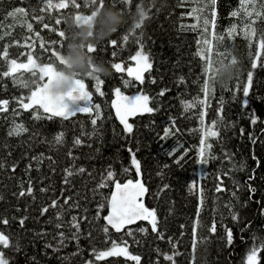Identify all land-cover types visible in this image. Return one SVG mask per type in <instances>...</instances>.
<instances>
[{
    "label": "trees",
    "instance_id": "obj_1",
    "mask_svg": "<svg viewBox=\"0 0 264 264\" xmlns=\"http://www.w3.org/2000/svg\"><path fill=\"white\" fill-rule=\"evenodd\" d=\"M66 2V6L57 9L54 5L59 0H0V100L9 102L7 111H0V161L5 163V168L0 169V219L8 220L7 225L0 224V232L11 238L12 246L3 249L11 264H135L123 256L95 259L93 249L97 252L105 250L113 240L126 241L129 253L141 257L140 264H173V261L174 264H244L254 243L253 237L257 238V245L259 238H264V215H261L264 211V123H261L264 121V70L259 66L252 70L254 79L249 96L245 98L242 94V84L247 71L251 70L255 54L254 42L264 36V0H244L242 4L241 0H216L214 19L209 0ZM49 3L53 7L49 8ZM17 7L25 8L26 15H7ZM193 9L202 11L194 12ZM234 11L236 16L231 15ZM204 19L209 20L206 29ZM59 31L63 33L62 37L57 35ZM124 34L128 35V42L122 44L120 38ZM137 38L143 43L142 50L149 54L153 67L150 73H145L143 85L122 88V91L125 95H133L142 88L153 98L150 106L158 110L130 121L133 132L126 135L111 113L110 101L111 88L120 85L121 75L127 77L115 73L111 63L122 61L125 67L130 65L129 57L138 49ZM111 39L117 40L116 46L108 45ZM205 40L208 41L206 50ZM90 46L96 47L97 51L90 53ZM53 51H56L54 56ZM201 53L205 57L203 60ZM9 61L15 63L9 64ZM262 61L264 54L258 65ZM22 64H32L34 68L11 73L13 66ZM4 72L8 76H3ZM149 76L155 79L154 84L148 82ZM53 77L68 79L77 86L78 82L86 84L92 103L99 104L102 110L103 124L98 121L96 131H93L88 115H73L67 120L62 117L45 119L47 114L38 106L28 111L20 108L18 101L24 98L27 102V96L33 91L41 90L45 94ZM97 78L105 82L102 97L95 92L93 80ZM206 80L209 91L205 97L201 89ZM161 89H167L163 97L157 95ZM196 98L205 103H196L188 109L181 103H191ZM243 99L248 100L247 108H241ZM201 108L205 113L203 125L217 119L218 108L228 125L221 126L218 140L208 138L207 142L213 147L205 148V154L210 152L216 159L209 156L205 165L195 163L203 127ZM34 111L41 119H33L31 113ZM253 112L259 118L256 125L248 119ZM16 124L26 131L9 136V130ZM164 127H169L170 135L161 140ZM58 133H63L60 144L55 142ZM250 133L256 140L255 145L251 143ZM76 138L81 140L80 145L72 143ZM129 148L140 162L139 179L148 189L145 206L155 209L158 231L164 233L163 238L153 233L147 223L130 228L134 236L128 239L124 238V232L116 235L109 231L105 236L101 230L103 220L93 223L81 220L78 241L66 240V246L57 252L51 247L45 249L46 242L55 245L53 235L57 229L48 223L49 217L55 222V210L50 209L45 216H40L39 209L51 198L60 197V189L65 187L61 183L64 168L83 166L86 172L73 177L74 190L65 191L63 195L87 193L91 199L89 189L109 166L121 182L137 178L130 164ZM173 148L176 152L169 157L167 153ZM184 149L188 152L183 155L182 167H178L172 160ZM69 150L75 159L67 155ZM224 152L231 154V164ZM40 153L44 158L37 172V162L31 161V157ZM253 153L259 165L252 160ZM49 156L54 164L47 159ZM12 163L17 164L15 173L9 171ZM28 163H31V169L25 175L24 168ZM164 163L169 164L168 169H162ZM29 178L35 201L28 196L18 199L14 195L21 182L27 187ZM193 181L196 186L190 189L188 185ZM165 184L168 187L163 189ZM218 184L222 191H216ZM249 186L254 189L251 193ZM40 187H46L48 191L41 193ZM201 189L204 202L197 215ZM102 191L108 193L110 189ZM80 202L85 203L83 199ZM227 204L233 206L237 221L231 219L225 207ZM88 206L91 220L95 201ZM105 213L106 210L102 214ZM76 214V209L65 211V227L60 231L69 232L67 220ZM21 218H26L22 227ZM213 221L216 232L210 233L208 228ZM138 226L146 231L140 233ZM225 227L233 234L231 246H226L221 239ZM41 232L48 235L41 238ZM158 251L160 255H157ZM174 252L179 254L173 255ZM163 253L172 256L173 260L166 261ZM259 257V264H264V251Z\"/></svg>",
    "mask_w": 264,
    "mask_h": 264
},
{
    "label": "snow or ice",
    "instance_id": "obj_2",
    "mask_svg": "<svg viewBox=\"0 0 264 264\" xmlns=\"http://www.w3.org/2000/svg\"><path fill=\"white\" fill-rule=\"evenodd\" d=\"M244 0H241V4ZM211 5V16L214 19L216 16L215 10V3L216 0H209ZM66 0H59V3L55 4L54 7L60 9L61 6H66ZM49 8L53 7L51 3H49ZM43 10V9H42ZM194 12L202 11V9H193ZM17 14L26 15V9L23 7H17L12 11L8 12V16H16ZM232 16H236L237 13L234 11L231 13ZM59 24V20L56 21ZM205 29L209 24L208 19H204L203 21ZM31 24L28 25V29L31 30ZM141 28V26H138ZM234 25L232 26V28ZM228 29V32L232 29ZM57 35L62 37V32H57ZM121 43L128 42V35H122ZM55 43V42H53ZM136 43L138 44V49L134 55H131L129 59L131 60V64L127 67L124 66L123 62H112L111 68L114 70L115 73L118 74H125L127 78H124V75H121L120 78V85L113 86L111 88V109L115 114V120L119 122V125L122 126L123 133L126 135H130L133 132V123L130 122V118H135L137 116H143L145 114L151 115L152 113L156 112L158 108L150 106V101L153 99L147 93L141 90L133 95H125L122 91V88H130L136 87L137 85H143L145 83V73H150L153 67V62L149 56V54L143 52V43L137 38ZM255 54L251 60V70L247 71L246 80L242 84V94L243 97L247 98L250 93V88L253 85L254 73L252 70L258 68V66L264 70V61H262L258 65V61L261 60L262 54H264V36L259 37L255 42ZM205 50L208 47V41L205 40ZM108 45L110 47L117 45L116 39H111L108 41ZM97 51L96 47L90 46L89 52L93 53ZM52 55H56V51L52 52ZM113 56L116 55L115 52L112 53ZM31 58V55H29ZM205 57L201 53V59L203 60ZM15 63V61H9V64ZM3 76H8L7 72L2 73ZM94 81V88L96 94L99 96H104V92L102 91V86L105 83L104 80L101 78H97ZM149 83H155V79L149 76L148 78ZM183 82V81H181ZM237 85L239 86V80L237 81ZM122 86V87H121ZM167 89H161L157 95L163 97ZM201 91L205 94V97L208 95V84L207 80L205 81L204 86L202 87ZM233 98H235V91H233ZM27 102H24V98H21L18 101L20 108L25 111L32 109L33 106H38V109L43 110L45 114H47L45 119H51L53 117H62L63 119L67 120L70 116H73L77 113H84L90 117V123L93 126V131H96V126L98 121L100 124H103V120L101 119V106L99 104L92 103V97L89 91L86 90V84L84 82H78L77 91L73 93L71 97L64 98V99H52L48 97L43 92H36L33 91L29 96L26 98ZM7 100H0V111H7ZM186 109L192 108L196 103L203 105L205 100H201L196 98L191 103H186L181 101ZM221 105L223 104V100H221ZM248 100L243 99L241 101V108H247ZM15 113V110H13ZM200 118L201 124L203 125V117L205 115L203 108L200 109ZM33 119H41V117L34 111L31 113ZM217 119L212 120L211 124L203 125L200 129V147L196 150V157L195 163L197 165H205L208 163V158L210 156L211 159H216L215 156H211L210 152L208 155L205 154V148L212 149V143H208V138L217 139L220 137V128L221 126L227 127L228 125L225 124V121L221 115V108L217 109L216 112ZM248 119L252 125H256L259 118L255 115V113H251L248 116ZM264 123V121H261ZM26 131V129L20 125L16 124L12 127L8 135L14 136L19 135L20 132ZM241 134H243V129H241ZM170 135L169 127L163 128V135L160 136L161 140L166 139ZM251 143L255 145L256 140L252 138V134H249ZM63 133H58L55 135V142L60 144L62 142ZM72 143L74 145H80L81 140L79 138L73 139ZM129 156H130V164L131 167L135 169L136 179H127L121 182L116 178L115 173L111 170V166L105 170L103 174H101L98 182L95 184L94 187L89 189L91 192V199L87 193L81 195L79 192L75 193V196L68 195L64 196L63 193L65 191L72 192L74 189L72 187L73 180L72 178L75 176H80L86 172V168L81 166L78 168L73 167H66L63 170V177L61 183L65 186L60 189V197H53L50 199V202L41 205L39 209L40 216H45L50 209L55 210L54 213V221L53 217H49L48 223L52 225L57 232L53 235V240L55 241V245L51 242H46L44 244V248L47 249L51 247L53 252H57L60 248L65 247V241H78L81 236V229L82 225L80 223L81 220H88L89 223H93L94 221L103 220L104 224L102 226V231L107 236L110 230H114L116 233H121L124 230V234L128 236H134V232L132 229L126 227L130 225L136 224L137 221H146L148 225L151 226V231L156 233L158 237L163 238L164 233L162 231H158V220L157 214L155 209H151L145 206L144 197L148 191L145 184L141 182L139 177L141 176V165L138 159L136 158L135 153L132 151L131 148L128 149ZM176 152V149L173 148L170 152L167 153L169 157L173 156V153ZM188 149H184L183 153L180 156H177L175 159L172 160L173 164H176L178 167H182L181 160L183 159V155L187 154ZM67 155L72 157L71 150L67 153ZM224 157L228 159L229 163H232L231 154L228 152H224ZM44 158V154L40 153L39 156H32L31 161L37 162L36 171H40V161ZM252 160L256 161L257 165H259V160H257L256 155L253 153ZM47 159L54 164L55 161L52 159L51 156L47 157ZM235 167V165H232ZM240 167H244V162H240ZM5 168V163L0 161V169ZM17 168L16 163H12L10 165L9 171L15 173ZM169 164L164 163L162 165V169H168ZM31 169V163L25 165L24 174L27 175ZM54 171V169H53ZM125 172L128 169H124ZM226 174V173H225ZM91 175V173H89ZM157 175H162V172H157ZM220 176H217L219 180ZM252 177L250 176L249 179ZM196 186V181L190 183L188 187L191 189ZM168 187L167 184L163 186V189ZM19 191L18 193H14L19 199L20 197H31L33 201H35L36 197L34 195V187L31 178L27 181V187H24L23 182L18 184ZM105 188H109L110 191L108 193L103 192L102 190ZM161 189V191H163ZM223 189L218 184L216 186V191H222ZM39 191L41 193H45L48 191L46 187H40ZM248 191L251 193L254 191L250 186ZM99 199H96V198ZM80 199H83L85 202L83 205L80 202ZM71 201V203H70ZM95 201V212L92 216V219L89 220V204ZM203 190L201 189V195L199 199V203L196 208L197 215L201 211V205L203 204ZM228 209L229 213L231 214V219L233 221H237L238 216L233 210V206L231 204L225 205ZM73 209L78 210V214L71 215L70 219L67 220V225L69 226V232L66 234L64 231H60L62 228L65 227V211H71ZM19 210V209H17ZM106 210V214H102ZM215 211V209H214ZM261 215H264V211L261 212ZM26 218H21L19 223L21 227L24 225V221ZM8 220L7 218L0 219V224L7 225ZM137 231L140 233H144L146 229L144 227H137ZM193 231L195 232V223L193 225ZM210 233L216 232V225L215 221H213L212 225L208 228ZM41 238H44L48 233L41 232L39 233ZM207 239V238H204ZM226 242V246H231L233 244V234L231 229L225 227L224 228V235L221 237ZM257 238L253 237L254 243L250 250H248L246 257L244 259V264H259L260 257L259 253L264 251V238H259V244L255 243ZM0 264H11V260L5 255L3 249H9L11 245V238L0 232ZM175 247V245H173ZM17 250H19L18 245L16 246ZM77 251H79V245L77 244ZM75 254V253H74ZM161 253L158 251L157 255ZM179 253H173V255H178ZM93 255L95 256L96 260H100L106 257L111 256H123L126 260L134 261L135 264H140L141 257L138 255H132L127 250L126 241H120L119 243L115 240L111 241V246L106 248L105 250L96 251L93 249ZM164 259L166 261H172L173 257L168 255L167 253H163ZM174 264V261H173Z\"/></svg>",
    "mask_w": 264,
    "mask_h": 264
},
{
    "label": "rangeland",
    "instance_id": "obj_3",
    "mask_svg": "<svg viewBox=\"0 0 264 264\" xmlns=\"http://www.w3.org/2000/svg\"><path fill=\"white\" fill-rule=\"evenodd\" d=\"M81 22V20L79 21ZM83 23L86 24V21H84ZM34 65L32 64H22V65H15L12 67L11 69V73L16 72L17 70H30L33 69ZM70 87L67 88V90H64L63 86L64 85H69ZM78 86L65 78L62 77H53L52 79H50V82L47 85V89L45 91V94L52 98V99H64V98H68V94L71 90L73 89H77ZM36 92H42L41 90H38ZM124 238H131V236L128 235H124Z\"/></svg>",
    "mask_w": 264,
    "mask_h": 264
},
{
    "label": "water",
    "instance_id": "obj_4",
    "mask_svg": "<svg viewBox=\"0 0 264 264\" xmlns=\"http://www.w3.org/2000/svg\"><path fill=\"white\" fill-rule=\"evenodd\" d=\"M77 91V89H73V90H71L70 92H69V94H68V97H71L72 95H73V93L74 92H76ZM110 110H111V113H112V115H113V117H114V119H115V114H114V112L112 111V109H111V101H110ZM75 115H87V114H84V113H77V114H75ZM146 115V114H145ZM145 115H143V116H145ZM138 117H142V116H137V117H135V118H130V121H132V120H134V119H136V118H138ZM118 124H119V122L117 121V120H115ZM121 126V125H120ZM147 194V193H146ZM145 197H146V195H145ZM145 197H144V199H145ZM106 214V213H105ZM104 223V222H103ZM139 223H147L146 221H137L136 222V224H134V225H130V226H126V227H128V228H132V227H134V226H136L137 224H139ZM111 232H113L114 234H116V235H120V234H122L123 232H124V230H122V232L121 233H116L114 230H110Z\"/></svg>",
    "mask_w": 264,
    "mask_h": 264
},
{
    "label": "clouds",
    "instance_id": "obj_5",
    "mask_svg": "<svg viewBox=\"0 0 264 264\" xmlns=\"http://www.w3.org/2000/svg\"><path fill=\"white\" fill-rule=\"evenodd\" d=\"M68 87H70V84H69V85H64V86H63L64 90H67Z\"/></svg>",
    "mask_w": 264,
    "mask_h": 264
}]
</instances>
